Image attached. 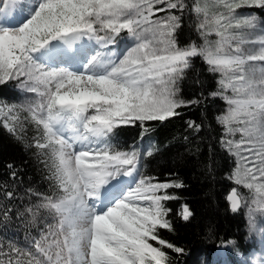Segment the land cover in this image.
<instances>
[{"label": "snow or ice", "instance_id": "snow-or-ice-1", "mask_svg": "<svg viewBox=\"0 0 264 264\" xmlns=\"http://www.w3.org/2000/svg\"><path fill=\"white\" fill-rule=\"evenodd\" d=\"M252 8L264 10V0H0V85L14 81L23 94L0 102V127L35 150L49 187L27 189L36 201L15 215L42 227L22 244L0 232V264H171L164 249L184 251L159 235L173 230L164 202L176 197L167 190L183 185L143 172L158 149L145 152L142 142L150 122L199 103L181 96L194 58L217 77L210 95L225 104L216 122L234 158L230 210H246L256 227L264 218V20L241 11ZM186 15L200 42H179ZM128 126L141 142L125 147L119 130ZM3 190L11 201L7 183ZM12 213L0 202L5 224ZM192 216L184 205L182 219Z\"/></svg>", "mask_w": 264, "mask_h": 264}, {"label": "trees", "instance_id": "trees-1", "mask_svg": "<svg viewBox=\"0 0 264 264\" xmlns=\"http://www.w3.org/2000/svg\"><path fill=\"white\" fill-rule=\"evenodd\" d=\"M178 40L181 45L191 40L200 42L187 15ZM216 79L200 58H194L193 67L187 71L180 87L184 99H196L199 103L179 109V117L150 122L154 130L142 142L145 152L150 144L158 149L153 156L145 157L143 172L158 182L179 181L183 185L168 189V194L176 199L164 202L173 230H159L161 238L184 250L175 253L164 249L171 257V264H211L213 254L221 248L228 264H246L253 250V245L248 242L245 213L243 210L232 213L226 201L232 188L228 176L235 165L233 157L220 145L223 129L217 124L216 116L225 104L219 97L210 95L216 90ZM8 85H0V99L9 103L20 102L19 92ZM189 122L201 125L200 130L190 128ZM139 133L138 127H122L119 130L120 143L125 147L140 143ZM34 153V149L25 147L24 141L17 140L0 127V202L13 209L10 223L5 224L0 214V232L21 244L29 234H36L42 225L27 226L30 217L18 219L16 210L22 211L36 201V197L27 194L28 188L42 193L49 190L43 166ZM9 165L13 168L10 169ZM11 171L17 172L16 178L11 176ZM5 183L15 194L11 201H6ZM184 205L193 213L189 221L181 217ZM232 240L236 241L234 245L228 243ZM152 243L159 246L155 241Z\"/></svg>", "mask_w": 264, "mask_h": 264}, {"label": "rangeland", "instance_id": "rangeland-1", "mask_svg": "<svg viewBox=\"0 0 264 264\" xmlns=\"http://www.w3.org/2000/svg\"><path fill=\"white\" fill-rule=\"evenodd\" d=\"M241 11L255 13L262 20H264V10L262 9L252 8V9H242ZM160 15L163 14L161 13ZM8 84H9L8 86H12V87L14 86V88L17 90L15 86L16 82L10 81L8 82ZM17 92L19 91L17 90ZM19 94L23 99V94H21L20 92ZM0 102H7V101L0 99ZM230 182L232 183V188L236 187L231 180ZM242 191H246V190H242ZM243 212L245 213L246 210H243ZM262 219L264 218L257 216V225L254 229L250 228L249 225L247 226L248 242H250V244L253 245V250L250 253L249 261L246 264H254V262H257V264H259L261 257L264 256V223L261 222ZM211 264H227L224 250L220 249L213 254Z\"/></svg>", "mask_w": 264, "mask_h": 264}, {"label": "water", "instance_id": "water-1", "mask_svg": "<svg viewBox=\"0 0 264 264\" xmlns=\"http://www.w3.org/2000/svg\"><path fill=\"white\" fill-rule=\"evenodd\" d=\"M231 191V190H230ZM230 191H229V193L227 194V197H228V195L230 194ZM227 197H226V201H227V203L229 204V202H228V200H227ZM229 209H230V204H229Z\"/></svg>", "mask_w": 264, "mask_h": 264}]
</instances>
